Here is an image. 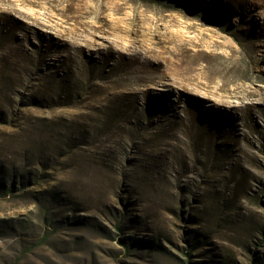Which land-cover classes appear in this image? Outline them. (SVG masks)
I'll return each mask as SVG.
<instances>
[{
    "label": "rangeland",
    "instance_id": "1",
    "mask_svg": "<svg viewBox=\"0 0 264 264\" xmlns=\"http://www.w3.org/2000/svg\"><path fill=\"white\" fill-rule=\"evenodd\" d=\"M29 1L0 0V264H264V0Z\"/></svg>",
    "mask_w": 264,
    "mask_h": 264
},
{
    "label": "bare ground",
    "instance_id": "2",
    "mask_svg": "<svg viewBox=\"0 0 264 264\" xmlns=\"http://www.w3.org/2000/svg\"><path fill=\"white\" fill-rule=\"evenodd\" d=\"M6 1L8 4L6 10L8 12H15V13H18L22 16L24 15L28 18H31L33 13L31 14L28 9H27V11L20 10V8H19L20 4L17 3V1H21L22 4H29V3H27V2H30L29 0H6ZM28 57H29V54H28ZM166 63H167V69H169L173 75L179 76V79H180L179 84L181 86H187V84L193 80H197V82L199 83L200 77L205 78L207 80L213 79L215 77L214 75H212L213 72L211 73L208 66L207 67L204 66V67H202V70H200L199 72H195L196 68L194 67L195 66L194 63L181 64V63H177L174 60L173 61L172 60H169V61L166 60ZM192 71H194V73H191ZM226 83L227 82L224 81L221 85L225 86ZM205 86H207V85L205 84Z\"/></svg>",
    "mask_w": 264,
    "mask_h": 264
}]
</instances>
